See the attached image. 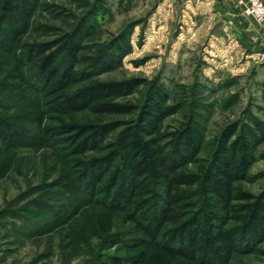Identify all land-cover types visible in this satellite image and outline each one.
I'll return each instance as SVG.
<instances>
[{"label": "rangeland", "instance_id": "rangeland-1", "mask_svg": "<svg viewBox=\"0 0 264 264\" xmlns=\"http://www.w3.org/2000/svg\"><path fill=\"white\" fill-rule=\"evenodd\" d=\"M253 25L264 32V22L245 16L237 0H39L24 42H51L80 29L78 82L67 93L92 83L133 81L134 93L118 102L139 110L148 94L165 98L164 105L178 112L163 121L162 133L190 126L201 140L197 162L187 167L195 172L229 131L247 140L264 132V43ZM23 53L0 48V80L17 85L5 75L18 74L38 87L20 60ZM22 90L25 100L0 95V117L34 119L23 124L30 139L0 152V264H114L134 255L138 249L109 247L91 234L94 206H83L75 192L85 160L68 156L47 127L133 120L137 112L58 116L41 91L27 84ZM253 157L236 187L256 196L264 187V140ZM232 264H264V242Z\"/></svg>", "mask_w": 264, "mask_h": 264}, {"label": "trees", "instance_id": "trees-1", "mask_svg": "<svg viewBox=\"0 0 264 264\" xmlns=\"http://www.w3.org/2000/svg\"><path fill=\"white\" fill-rule=\"evenodd\" d=\"M38 4L0 0V48L8 54L24 50L20 60L39 84L6 74L5 79L21 83L0 80V95L25 100L22 85L27 84L41 91L47 109L58 116L137 112L133 120L59 121L47 127L68 156L85 160L75 192L83 206H94L91 234L109 247L139 250L114 264H232L236 255L253 253L264 242V187L255 196L237 189L236 183L246 179L264 132L259 140H247L229 131L218 139L206 165L188 170L197 162L201 140L196 142L190 126L162 133L163 121L178 112L177 106L164 105L165 98L148 94L139 110L118 102L134 93L138 84L133 81L92 83L67 93L78 82L75 68L84 50L80 29L51 42H24ZM4 73L0 63V77ZM30 121L34 119L0 117V152L30 139L23 128ZM35 121L41 125L40 117Z\"/></svg>", "mask_w": 264, "mask_h": 264}, {"label": "built area", "instance_id": "built-area-1", "mask_svg": "<svg viewBox=\"0 0 264 264\" xmlns=\"http://www.w3.org/2000/svg\"><path fill=\"white\" fill-rule=\"evenodd\" d=\"M237 6L243 14L251 17L255 23L264 22V1L263 0H237Z\"/></svg>", "mask_w": 264, "mask_h": 264}, {"label": "crops", "instance_id": "crops-1", "mask_svg": "<svg viewBox=\"0 0 264 264\" xmlns=\"http://www.w3.org/2000/svg\"><path fill=\"white\" fill-rule=\"evenodd\" d=\"M251 28H252L254 34L257 36V38L260 41H262V43H264V32L263 31L261 32V29L255 25H253Z\"/></svg>", "mask_w": 264, "mask_h": 264}]
</instances>
